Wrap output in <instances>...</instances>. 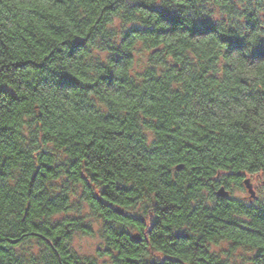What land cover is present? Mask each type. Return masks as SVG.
Here are the masks:
<instances>
[{"label": "trees", "instance_id": "16d2710c", "mask_svg": "<svg viewBox=\"0 0 264 264\" xmlns=\"http://www.w3.org/2000/svg\"><path fill=\"white\" fill-rule=\"evenodd\" d=\"M105 256L264 264V0H0V264Z\"/></svg>", "mask_w": 264, "mask_h": 264}, {"label": "rangeland", "instance_id": "374dc122", "mask_svg": "<svg viewBox=\"0 0 264 264\" xmlns=\"http://www.w3.org/2000/svg\"><path fill=\"white\" fill-rule=\"evenodd\" d=\"M252 184L253 190L257 191L259 183L256 180H251L250 177H246ZM227 190V189H226ZM231 190L233 191L232 196L244 199V196H247L246 189L243 187L239 188L233 184H231ZM94 233L92 235H85L82 233H75L72 237V247L76 251V253L80 256H88V257H96L98 250L101 246V240L99 238V230L97 224L93 221L91 222ZM133 232V231H131ZM99 261V264L104 262L105 264L109 263V259L105 256L102 257ZM110 264V263H109Z\"/></svg>", "mask_w": 264, "mask_h": 264}, {"label": "water", "instance_id": "95a60500", "mask_svg": "<svg viewBox=\"0 0 264 264\" xmlns=\"http://www.w3.org/2000/svg\"><path fill=\"white\" fill-rule=\"evenodd\" d=\"M181 167V165H178L176 168L179 169ZM243 184L245 186V188L247 189V192L249 193V197L250 198H253L255 197V191L253 190V187H252V184L251 182L249 181L248 178H245L243 180ZM216 195L219 196V197H226L228 196V191L224 188V186H220L216 191H215ZM117 212L119 213H122V210H118L117 209ZM132 238L134 239H139V235L138 234H134L132 235Z\"/></svg>", "mask_w": 264, "mask_h": 264}]
</instances>
